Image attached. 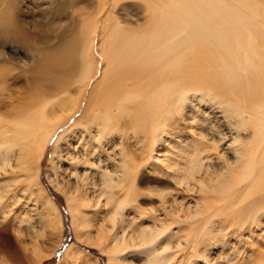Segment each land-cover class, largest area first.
I'll return each mask as SVG.
<instances>
[{
	"label": "rangeland",
	"instance_id": "1",
	"mask_svg": "<svg viewBox=\"0 0 264 264\" xmlns=\"http://www.w3.org/2000/svg\"><path fill=\"white\" fill-rule=\"evenodd\" d=\"M72 1L0 0V143L32 118L27 104H44L43 90L54 94L45 101L49 122L60 123L38 163L32 153L25 165L0 169V264H145V250L136 241L118 246L117 234H160L167 264H264V183L240 197L264 164L252 114L243 112L262 100L257 84L138 106L116 104L129 92L117 80L104 93L107 102L116 97L112 119L97 135L84 118L107 71L103 51L120 28L167 21L169 3ZM88 24L100 73L85 84L79 36ZM69 50L67 67L60 58Z\"/></svg>",
	"mask_w": 264,
	"mask_h": 264
},
{
	"label": "bare ground",
	"instance_id": "2",
	"mask_svg": "<svg viewBox=\"0 0 264 264\" xmlns=\"http://www.w3.org/2000/svg\"><path fill=\"white\" fill-rule=\"evenodd\" d=\"M114 1L117 4L121 0ZM157 1L145 0L152 5ZM231 1L234 0H168L167 14H165L167 21L162 22V19L156 18L142 32L134 33L121 30V28L117 33L113 32L118 36H115L117 39L111 37L108 47L103 51L106 54L104 61L107 71L101 72L100 81L94 93L93 108L84 118L86 125L95 129L97 135L102 133L101 127L108 126V122L112 119L110 107L115 106L116 97L108 100L109 104L104 93L109 86L111 87V84L114 82L116 84L117 80L119 82L121 80L122 87L126 88L124 91L129 92L121 95L116 104L134 102L138 106L142 105V102H147V106L148 103L156 105L164 98L172 100L175 97V99L186 100L195 93L206 94L212 90H220L225 97V90L229 92L231 89L237 90L236 88L244 85L255 86L257 84L258 90L261 91L260 96H262L259 100H262L254 107L246 106L247 111L243 112L252 114L248 122L252 123L258 147H262L263 159L261 161L259 156L258 158L261 164L264 163V0H236L238 5ZM78 2L73 0L72 7L77 8ZM95 29L93 24H88L82 28L81 37L79 36L80 44H82V50H80L81 47L79 50L84 58L83 68L81 67L82 81H79L85 84L96 73H100L99 61L97 62L94 57L90 59L94 53L93 48H95ZM119 34H122L123 39H120ZM76 43L78 44L77 40ZM71 53L73 50L61 54V62L67 61V67L72 64ZM116 70H118L117 75H115ZM210 79L216 80L215 83L210 84ZM204 84L207 85L205 87L207 90L201 88ZM68 89L69 87H65L63 91H68ZM111 90L114 91V89ZM42 93L43 95H39V101L44 104L36 107V103L34 105L29 103L25 108L33 109L32 118L21 122L22 125L17 128L9 129L15 133L14 137L6 135L2 139L0 169L10 166L13 160L25 165L28 159L32 158V153H36V163H38L55 129L60 125V123L53 125L48 120L50 110L47 106L49 103L45 101L52 98L54 94L48 89L43 90ZM75 109L76 107L72 111ZM99 119L101 120L98 121ZM28 144H31L35 151L27 152L29 151ZM28 155L30 157L27 159ZM37 168L40 169V165L35 166L34 169L37 170ZM261 172L262 175L256 181L252 179L253 184L251 181L247 185V192L244 191L246 194L242 192L241 201L244 199L243 195L247 196L254 188L262 187L264 164L261 165ZM104 183L113 184L114 179L109 177ZM108 187L110 189V185ZM48 222L51 224V220ZM142 237H128V239L124 237L125 240L127 239L124 241L121 236L115 235L117 245L121 242L128 245L130 241H136L137 248L145 250V264H167L171 253L157 247L162 236L157 234Z\"/></svg>",
	"mask_w": 264,
	"mask_h": 264
},
{
	"label": "trees",
	"instance_id": "3",
	"mask_svg": "<svg viewBox=\"0 0 264 264\" xmlns=\"http://www.w3.org/2000/svg\"><path fill=\"white\" fill-rule=\"evenodd\" d=\"M67 247H68V246H67ZM67 247H66V248H67ZM66 248H65V249H66Z\"/></svg>",
	"mask_w": 264,
	"mask_h": 264
}]
</instances>
